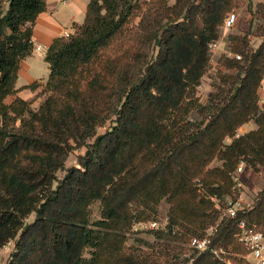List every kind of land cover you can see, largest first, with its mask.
Here are the masks:
<instances>
[{
    "label": "trees",
    "instance_id": "obj_1",
    "mask_svg": "<svg viewBox=\"0 0 264 264\" xmlns=\"http://www.w3.org/2000/svg\"><path fill=\"white\" fill-rule=\"evenodd\" d=\"M231 1H155L140 15L131 62L120 65L102 54L124 34L136 4L89 0L83 22L47 48L46 80L22 87L46 93L32 109L19 96L5 100L18 91V70L31 55L32 28L46 2L0 0V248L13 243L5 264H169V256L184 254L189 239L211 227L213 247L242 256L238 223L264 233V190L234 217L213 205L225 194L239 195L232 174L240 159L255 170L264 166V105L257 96L264 75V0L254 10L248 0L247 7L262 22L230 37L229 52L240 59L223 57L234 72L219 78L209 95L212 107L203 108L195 97L209 44L219 38ZM250 36L260 39L257 47H250ZM193 108L199 121L186 118ZM257 111V130L226 145L223 167L201 177L200 200L171 203L168 226L155 232L159 255L127 247L132 221L153 213L163 197L189 193L208 153ZM81 147L76 164L66 168L69 153ZM57 171L65 173L58 178ZM94 202L100 216L91 222ZM189 259L218 264L209 252L172 264Z\"/></svg>",
    "mask_w": 264,
    "mask_h": 264
},
{
    "label": "rangeland",
    "instance_id": "obj_2",
    "mask_svg": "<svg viewBox=\"0 0 264 264\" xmlns=\"http://www.w3.org/2000/svg\"><path fill=\"white\" fill-rule=\"evenodd\" d=\"M131 3L136 4V7L132 10L134 14L130 15V19L125 28V32L122 36L115 38L106 48L105 52L102 54V57H106L109 60H113L116 58V63L123 65L131 62L132 55L134 53L135 48L137 47V40L134 38V34L138 31V21L142 11L152 5L155 1L158 0H130ZM168 5H172L175 0H165ZM263 0H250L252 5V10H254L255 4L261 2ZM249 1L248 0H232L230 5L228 6L227 12H234L237 15V20L232 27L224 28L223 23L219 28V38L217 39L216 46L213 47L212 51L209 52V59L207 63L206 70L203 76L200 79L199 85L195 88V97L198 100V103L203 108H211L212 104L209 98L211 93L216 91V85L219 83V78L223 75L231 74L234 72L233 69H227L223 64V57L226 56L225 50H230L233 41L231 40V36L234 34H242L244 31L250 29H254L256 25L262 22L261 19L253 17L252 13L248 11ZM136 9V10H135ZM250 47L255 48L260 43V39L257 37L250 36ZM232 53V52H231ZM37 59V67L36 72L40 75V77L46 78L48 74V66L47 63L44 62L42 57L36 56ZM38 95L35 99L26 100L29 102V105L32 109H36L39 103L46 97V93L41 90L37 93ZM198 109L193 108L187 113V119L196 122L200 120V115L198 114ZM259 112L257 111L255 114L249 116V118L240 123L233 133L226 134L222 137L220 145L217 150L210 151L206 158H209L207 163L202 167L199 173L191 180V190L189 193H184L176 198L168 199L163 197L159 203L155 206V210L153 213H142L140 218L137 217L132 221V225L130 230L126 234L125 245L127 247H137L147 252H156L158 253V239L155 237V232L159 229H163L162 227H167L169 224L168 212L171 207V203L173 201H185V202H196L199 201L200 198L205 194L203 187H201L200 179L206 173L210 172V178L213 177V174L220 170L224 164V157H222V153L225 150V146L230 144L235 138L242 136L248 132L256 131L258 128V121L256 117ZM18 121H16V125H18ZM106 128V126L99 128L97 131L102 132ZM84 152V147L73 149L66 161L65 167L68 168L72 165L76 164V157L79 154ZM243 161L244 167L242 172L240 173V178L242 181V186L239 187V195L236 198H241L243 206H248L252 204V201L256 195V193L260 190H264V166L258 167L257 170L248 166L245 160L240 159L238 164ZM237 164V165H238ZM237 167V166H236ZM236 169V168H235ZM65 173V171H57V177L60 178ZM234 188V183L233 187ZM235 189V188H234ZM234 195L225 194L221 199L214 200V207L220 211L222 214V210L224 206L230 202L235 201L236 198ZM90 221H96L100 216V204L99 202H94L90 206ZM32 218V215L30 216ZM188 220H192L191 217H187ZM153 221L157 222V227H150V223ZM264 228V227H263ZM185 247V253L182 252L177 253L175 258L169 256L168 263H174V259H181L188 253L187 247ZM13 249V244H9L3 247V250L0 252V264H5L9 254ZM232 253V252H231ZM233 254V253H232ZM242 253L238 252L235 256L236 259H243L240 255ZM159 255V253H158ZM85 257L89 256V249H87L84 253ZM244 260V259H243ZM242 263V260L240 261ZM164 264V259H162V263Z\"/></svg>",
    "mask_w": 264,
    "mask_h": 264
},
{
    "label": "crops",
    "instance_id": "obj_3",
    "mask_svg": "<svg viewBox=\"0 0 264 264\" xmlns=\"http://www.w3.org/2000/svg\"><path fill=\"white\" fill-rule=\"evenodd\" d=\"M46 9L39 13L32 28L33 49L31 55L26 57L20 64L15 88L16 95H9L6 102H11L16 96L24 100L35 99L40 87L35 89L22 88L34 81L44 82L46 78L40 77L36 72L38 57H44L47 48L56 37H61L64 31L70 34L74 31V25L83 22L89 0H45ZM40 46L42 52L36 51L35 47ZM44 60V59H43ZM45 62V61H44ZM48 66V64H47ZM49 72V69H48ZM48 76V74H47ZM13 244L12 242L7 245ZM6 245V246H7ZM5 247V246H4ZM3 247L0 248V252Z\"/></svg>",
    "mask_w": 264,
    "mask_h": 264
},
{
    "label": "built area",
    "instance_id": "obj_4",
    "mask_svg": "<svg viewBox=\"0 0 264 264\" xmlns=\"http://www.w3.org/2000/svg\"><path fill=\"white\" fill-rule=\"evenodd\" d=\"M237 20V15L234 12L227 13L223 26L224 28H229L234 25ZM70 35L69 32L64 31L62 33L63 37H68ZM217 41V40H216ZM216 46V42H212L209 44V52L212 51L213 47ZM36 51L42 52L40 46L35 47ZM227 56L235 57L236 59H240L239 55H233L229 52V50H225ZM257 96L259 105H264V75L261 77L259 85L257 87ZM244 167L243 161H241L232 174V181L234 183V188H239L242 186V181L240 178V173L242 172ZM213 199V198H212ZM244 206L242 204L241 198H236L235 201L228 202L223 210L221 215H227L229 217H234L238 210L242 209ZM150 227H157V222L153 221L149 225ZM165 229L166 227H162ZM238 241L243 245L245 254L240 255L244 260V264H264V233L260 231L253 230L250 227L240 221L238 223ZM214 227L209 228L206 233L202 237H192L189 239L187 244L188 253L184 255V257L190 256L192 253L200 254L202 252H209L213 255L214 258L217 259L218 264H234L231 256H235L229 250H225L223 248H216L211 245V234L213 233ZM191 259L187 262L189 264ZM181 264V263H178Z\"/></svg>",
    "mask_w": 264,
    "mask_h": 264
}]
</instances>
